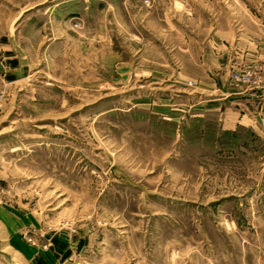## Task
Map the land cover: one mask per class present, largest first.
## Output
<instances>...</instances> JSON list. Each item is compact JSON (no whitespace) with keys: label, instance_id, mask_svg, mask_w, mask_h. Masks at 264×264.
Masks as SVG:
<instances>
[{"label":"rangeland","instance_id":"rangeland-1","mask_svg":"<svg viewBox=\"0 0 264 264\" xmlns=\"http://www.w3.org/2000/svg\"><path fill=\"white\" fill-rule=\"evenodd\" d=\"M262 21L264 0H0V207L20 239L63 238L60 264H264V115L232 91L264 94L231 80L264 63L227 35Z\"/></svg>","mask_w":264,"mask_h":264},{"label":"crops","instance_id":"crops-1","mask_svg":"<svg viewBox=\"0 0 264 264\" xmlns=\"http://www.w3.org/2000/svg\"><path fill=\"white\" fill-rule=\"evenodd\" d=\"M253 24H255L252 26L253 28H243L241 32L238 30L228 31L227 35L235 42V46L239 45L242 47L241 49H237L239 53L233 52L232 59L249 63H264V21ZM236 36L238 37L237 41L235 39ZM20 67L21 57L18 55V63L16 66H13V70H19ZM6 70L9 72L10 67ZM249 90L250 89H245L243 91L233 90L232 96L235 99L244 98V100L249 103H258L259 111L257 115L258 117L264 115V99H260L261 95H258V92ZM229 91H231V89ZM243 112L244 114L241 115L240 121L245 120V122H248L247 125L244 126L250 127L255 125V116H252L246 108L243 109ZM258 117L256 116L255 118ZM20 224L22 223L11 211L0 207V243H5L4 249H0V264H2L1 260H3L5 264H60L66 261L65 259L68 256H66V245L63 238L56 237V239H54V253L43 252L37 245H29L20 239L18 235L19 230L23 228V225L21 226Z\"/></svg>","mask_w":264,"mask_h":264},{"label":"built area","instance_id":"built-area-1","mask_svg":"<svg viewBox=\"0 0 264 264\" xmlns=\"http://www.w3.org/2000/svg\"><path fill=\"white\" fill-rule=\"evenodd\" d=\"M254 76H256V74L254 75V73H247L242 75L232 73L231 80L236 83L244 82L246 84L259 86L262 89L261 92L264 94V80L262 81L258 76L254 78Z\"/></svg>","mask_w":264,"mask_h":264}]
</instances>
